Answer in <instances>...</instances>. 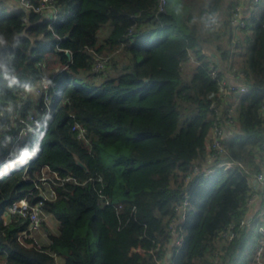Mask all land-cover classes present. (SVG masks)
<instances>
[{"label": "trees", "instance_id": "obj_1", "mask_svg": "<svg viewBox=\"0 0 264 264\" xmlns=\"http://www.w3.org/2000/svg\"><path fill=\"white\" fill-rule=\"evenodd\" d=\"M240 1L248 0H166L163 7L161 0H56L60 12L52 20L18 0H0L2 264L257 262L247 200L264 171V0L248 5L238 34L232 19ZM209 14L216 24L206 25ZM98 56L107 60L96 74ZM211 64L220 69L217 78ZM230 71L249 83L224 139L225 157L242 165L192 175L208 157L215 117L226 114L219 87ZM43 77L52 111L10 154L21 126L12 118L40 110L44 96L29 88ZM44 165L78 182L56 186L57 197L43 207L57 231L40 247L27 246L19 233L29 219L6 221L4 211L22 197H41L24 174L36 178ZM186 193L182 222L177 206ZM231 225L236 235L217 263L220 233Z\"/></svg>", "mask_w": 264, "mask_h": 264}, {"label": "built area", "instance_id": "obj_2", "mask_svg": "<svg viewBox=\"0 0 264 264\" xmlns=\"http://www.w3.org/2000/svg\"><path fill=\"white\" fill-rule=\"evenodd\" d=\"M166 0H161V6L163 7ZM259 0H248L246 1L249 6L256 4ZM20 7L24 10L34 9L38 12H44L52 17V20H55L60 12V7L58 6L56 0H40L38 3H33L32 0H18ZM247 7V6H246ZM248 7H244V1H240L237 3L235 8V15L233 23L235 27L242 28L245 27L246 21L245 17L248 15ZM191 61L194 62L195 58L192 56ZM42 65L41 62H39ZM2 66V61L0 60V68ZM220 69L214 64H211V75L214 78L218 77ZM245 74L243 72H235L232 71L227 78H224L220 81L219 87V96H221L225 102L227 103V111L224 116L217 115L215 117L214 126L212 129V138L208 144V157L203 162L202 165H194L192 175L194 173L202 172L203 174H209L214 172L218 168L230 169L237 165H242L241 162L235 161L233 159L225 157L227 154V147L225 144V136L227 135V127L235 125V113H236V105L235 100L237 97L245 94L249 90L248 81L243 80ZM50 81L47 77H43L41 80H38L31 88V90L36 95L44 96V104L40 107V110L28 111L25 115L16 113L12 118V124L20 123L21 126L18 130L13 132L12 138V151L16 147L17 144L22 142L25 138L32 135V133L39 127L44 118H46L52 111V95L49 91ZM28 91H23L22 94L24 97L28 95ZM264 109V104H263ZM7 128H11V125H8ZM73 129L78 132V137L81 139H87L86 137V128L80 124L76 123L73 126ZM48 174V175H47ZM25 176V174H24ZM191 176V175H190ZM26 178V177H24ZM26 179H33L35 183V187L38 189L40 198L31 203L28 197H22L18 200H15L9 203L4 211L6 216V221H13L17 217L27 218L29 219V225L23 229L19 233V240L21 243L25 245L33 244L38 246V242H34L31 236V233L39 229L41 222L45 219V215L48 214L43 207L45 200L47 199H55L57 197V185H64L68 181L78 182L77 178L74 175L67 174L66 176H61L58 171L53 170L50 166L44 165L41 168V174L36 178H32L31 176ZM260 185L261 190L264 194V171H261L256 174L255 182L252 185L251 194L247 200L248 208L256 201V198L259 194L257 186ZM102 195V194H100ZM106 203H110L109 200H106ZM189 204V193H186L182 202L177 206L180 210L182 222L185 217L186 207ZM8 218V220H7ZM246 219L242 221V224H246ZM175 224H172L174 226ZM234 225H231L228 229L222 231L220 233V248L216 252L215 262H220V254H223L228 246L230 245L232 239L235 237L236 232L232 229ZM177 228L174 226V231ZM259 232L261 233L260 244L256 250V261L261 262V256L264 252V223L259 226ZM183 236L180 235V240H178L179 244H181ZM28 242V240H30ZM40 247V246H38ZM135 250L138 248H134ZM174 251H170L167 255L168 260L173 257ZM161 264H169L160 262Z\"/></svg>", "mask_w": 264, "mask_h": 264}, {"label": "rangeland", "instance_id": "obj_3", "mask_svg": "<svg viewBox=\"0 0 264 264\" xmlns=\"http://www.w3.org/2000/svg\"><path fill=\"white\" fill-rule=\"evenodd\" d=\"M110 28H111L110 23H107L101 27V29L99 31L100 39L101 38L103 39L105 36H107V34L110 31ZM233 47L235 49V52H237V50H238L237 46L234 44ZM236 56H238V55H236ZM234 58H236V57L234 56ZM106 60H107V56H98L97 60L95 61L94 65H93V70L96 74H98L100 72V70L103 69V67H105ZM237 60H238L237 65L239 66L241 64L240 56H239V59H237ZM24 177L29 178L30 174L28 172H26ZM7 220H8V218H7ZM57 227H58L57 219L51 214H46L45 219L41 222L39 229L34 230L31 233V236H29V237L32 238L34 240V242H38V246H41L43 244L42 243L43 241H48L50 231H57ZM33 244L27 245V246H33ZM170 251L171 250L168 249L166 252V255H168L170 253Z\"/></svg>", "mask_w": 264, "mask_h": 264}, {"label": "crops", "instance_id": "obj_4", "mask_svg": "<svg viewBox=\"0 0 264 264\" xmlns=\"http://www.w3.org/2000/svg\"><path fill=\"white\" fill-rule=\"evenodd\" d=\"M248 5L249 4H247L246 1H244V7L247 8ZM235 31L238 34L242 33L240 28H237V27L235 28ZM230 73H231V71H230ZM234 126L227 127V133H230L232 130V127H234ZM254 186H257V189H259L258 190L259 194L256 198V201L248 208L247 219L249 221H252V220L255 221L256 220L254 226L251 227V225H250V228L253 229V243H255V246L258 247V245L260 244V238H261V233L259 232V226L264 223V194H263V191L261 190L260 185L256 184ZM251 191H252V189H251ZM0 264H2L1 261H0ZM255 264H264V252L261 256V262L257 261Z\"/></svg>", "mask_w": 264, "mask_h": 264}, {"label": "clouds", "instance_id": "obj_5", "mask_svg": "<svg viewBox=\"0 0 264 264\" xmlns=\"http://www.w3.org/2000/svg\"><path fill=\"white\" fill-rule=\"evenodd\" d=\"M205 23L207 26H211L212 24H216L217 23V17L215 16V14H209L205 20ZM14 82H15V79L12 78L10 80V84L14 83Z\"/></svg>", "mask_w": 264, "mask_h": 264}, {"label": "water", "instance_id": "obj_6", "mask_svg": "<svg viewBox=\"0 0 264 264\" xmlns=\"http://www.w3.org/2000/svg\"><path fill=\"white\" fill-rule=\"evenodd\" d=\"M70 53V52H69ZM76 160H77V163L79 164V165H81L83 168H85V170H87L88 171V167L86 166V164L78 157V156H76Z\"/></svg>", "mask_w": 264, "mask_h": 264}]
</instances>
